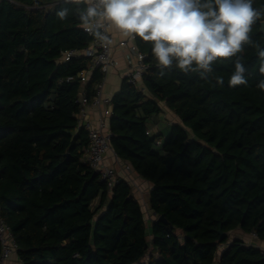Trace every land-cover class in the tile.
Instances as JSON below:
<instances>
[{
	"label": "trees",
	"instance_id": "trees-1",
	"mask_svg": "<svg viewBox=\"0 0 264 264\" xmlns=\"http://www.w3.org/2000/svg\"><path fill=\"white\" fill-rule=\"evenodd\" d=\"M65 7L69 16L60 20ZM78 7L83 4L0 0V216L21 263L264 264L261 249L228 239L239 229L264 242L261 22L242 52L248 83L236 87L228 84L230 59L217 62L206 79L175 69L161 76L151 42L134 39L147 68L139 82L122 78L110 97L108 128L115 155L151 183L155 218L147 231L130 183L118 178L108 192L83 161L88 136L77 118L79 97L91 100L104 74L96 66L82 82L76 75L90 58L63 59L93 38ZM159 102L179 119L166 125L167 133L152 122Z\"/></svg>",
	"mask_w": 264,
	"mask_h": 264
},
{
	"label": "clouds",
	"instance_id": "clouds-1",
	"mask_svg": "<svg viewBox=\"0 0 264 264\" xmlns=\"http://www.w3.org/2000/svg\"><path fill=\"white\" fill-rule=\"evenodd\" d=\"M66 4H83L77 8L82 26L95 36L107 40L108 29L123 37L151 42V56L160 75L173 69L195 73L206 79L214 65L231 60V87L248 83L242 52L253 43V26L262 22L264 7H254V0H64ZM60 20L69 16L67 7L57 12ZM103 30V31H101ZM259 72L264 76V48H259ZM216 84L223 85L222 77ZM257 87L264 90V79Z\"/></svg>",
	"mask_w": 264,
	"mask_h": 264
},
{
	"label": "built area",
	"instance_id": "built-area-1",
	"mask_svg": "<svg viewBox=\"0 0 264 264\" xmlns=\"http://www.w3.org/2000/svg\"><path fill=\"white\" fill-rule=\"evenodd\" d=\"M13 2L14 0H8ZM83 30L89 35H93L91 41L82 49H69L63 52V59L68 60L73 56H86L90 58L91 65L88 69L79 72L76 77L82 82H86L94 67H100V70L105 74L114 66V58L111 53V33L110 29L104 34L108 37L103 40L94 34ZM103 31V30H101ZM120 46H125L126 41L118 42ZM145 54L138 49L135 51V62L127 71L126 77L129 82H139L144 74L147 64L144 62ZM67 79H73L69 77ZM102 84L96 86L95 94L91 100L87 99L84 93H81L79 102L81 104L80 110L77 114L79 125L87 132L88 144L84 150L83 161L89 165L91 169L98 173L100 179L105 182L107 191L110 192L118 177L115 170L106 165L104 162V154L111 148L110 146V132L104 130L105 118H109L112 113V105L110 97L103 95ZM92 108L100 110V118L98 126L92 125L87 119V111ZM249 245L258 247L264 252V242L261 241L255 232L249 233ZM17 250V242L14 239L10 226L0 216V262L6 260L11 255L15 254Z\"/></svg>",
	"mask_w": 264,
	"mask_h": 264
},
{
	"label": "crops",
	"instance_id": "crops-1",
	"mask_svg": "<svg viewBox=\"0 0 264 264\" xmlns=\"http://www.w3.org/2000/svg\"><path fill=\"white\" fill-rule=\"evenodd\" d=\"M111 33V53L114 58V66L105 74L102 84V93L107 97H111L119 88L120 82L123 77L126 76L127 71L132 67L135 62V51L137 49L134 39L130 37H123L117 30L110 29ZM121 40L126 41L125 46H120L118 42ZM161 108L158 114L163 117V122L154 118L152 122L157 123V126L166 127L169 124L179 122L178 117L170 111L164 104L159 102ZM100 118V110L98 108H92L87 111V119L92 125L98 126ZM108 119L105 118L104 130L109 131ZM151 131L155 132V125ZM104 162L106 165L112 167L118 178H121L132 186V193L134 197L139 201L144 214L145 221L150 229L151 220L155 218L154 213L148 206L149 191L151 189V183L141 178L125 161L119 159L112 148H109L104 154ZM151 238V235L148 236ZM240 238L248 244L250 238L249 235L243 234ZM2 264H22L16 254L11 255L4 260Z\"/></svg>",
	"mask_w": 264,
	"mask_h": 264
},
{
	"label": "rangeland",
	"instance_id": "rangeland-1",
	"mask_svg": "<svg viewBox=\"0 0 264 264\" xmlns=\"http://www.w3.org/2000/svg\"><path fill=\"white\" fill-rule=\"evenodd\" d=\"M157 118H158V120H160L161 122L164 121V120H163V117H162L161 115H159V117L157 116ZM163 132H164V133H167V132H168V127L165 128V126H164ZM147 231H149L148 226H147ZM242 235H243V233H242L239 229H236V230H233V231H231V232L229 233V235H228V239L230 240V239H233V238H240V236H242ZM146 258H147V256H146L144 259H146Z\"/></svg>",
	"mask_w": 264,
	"mask_h": 264
},
{
	"label": "water",
	"instance_id": "water-1",
	"mask_svg": "<svg viewBox=\"0 0 264 264\" xmlns=\"http://www.w3.org/2000/svg\"><path fill=\"white\" fill-rule=\"evenodd\" d=\"M261 30L264 32V27L261 26ZM157 220L158 221H162V222H166V220H165V218H164L163 215L158 216ZM219 233H220V238L226 236V233L225 232L219 231Z\"/></svg>",
	"mask_w": 264,
	"mask_h": 264
}]
</instances>
